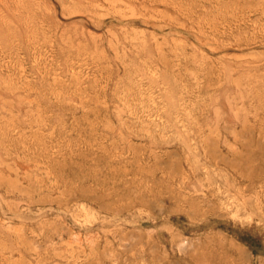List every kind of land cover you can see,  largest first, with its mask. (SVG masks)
<instances>
[{
  "label": "rangeland",
  "instance_id": "obj_1",
  "mask_svg": "<svg viewBox=\"0 0 264 264\" xmlns=\"http://www.w3.org/2000/svg\"><path fill=\"white\" fill-rule=\"evenodd\" d=\"M0 264H264V0H0Z\"/></svg>",
  "mask_w": 264,
  "mask_h": 264
}]
</instances>
